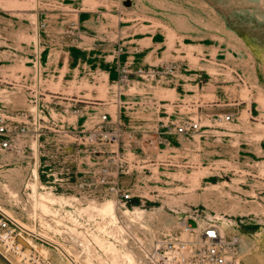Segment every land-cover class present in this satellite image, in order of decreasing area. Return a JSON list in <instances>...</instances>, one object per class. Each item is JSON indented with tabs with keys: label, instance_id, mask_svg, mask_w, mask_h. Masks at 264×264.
I'll return each instance as SVG.
<instances>
[{
	"label": "rangeland",
	"instance_id": "obj_1",
	"mask_svg": "<svg viewBox=\"0 0 264 264\" xmlns=\"http://www.w3.org/2000/svg\"><path fill=\"white\" fill-rule=\"evenodd\" d=\"M103 115L115 141L88 137ZM0 125V207L78 264H154L138 243L197 241L192 217L235 241L230 264H264V0H0ZM105 168L126 207L88 205ZM77 200L84 251L48 219Z\"/></svg>",
	"mask_w": 264,
	"mask_h": 264
},
{
	"label": "built area",
	"instance_id": "obj_2",
	"mask_svg": "<svg viewBox=\"0 0 264 264\" xmlns=\"http://www.w3.org/2000/svg\"><path fill=\"white\" fill-rule=\"evenodd\" d=\"M230 115H227V119ZM108 121V116L103 115L101 124L94 131L89 133L90 140L100 141H115V134L110 129L105 127V122ZM200 124L197 121L188 122L186 125H181L177 128L178 132H184L185 130H198ZM162 139V138H161ZM14 145V140L10 137V129L6 125H0V148L8 149ZM117 155V153H115ZM114 155L113 161L120 162L125 161L119 156ZM128 170V169H125ZM108 168H105L100 176L99 180L106 183L101 187L98 183L90 181V183H83L81 186L88 192H90V200L88 205L98 203L106 197L114 195L115 203L118 207H126L133 198V194L128 191H124L116 181H108L106 178ZM124 172V170H123ZM36 176V175H35ZM95 181L98 178L94 179ZM86 201H73L69 205L72 210L71 214H64L63 218H52L48 216V219L54 222L57 227V231H63L66 237L70 239H81L77 232L78 217L75 215L76 209L79 205L88 206ZM60 207L66 206V204H59ZM35 216V214H34ZM196 220V227L189 225L185 226V230L195 234L197 241L191 240H176V241H161L157 240L152 244V249L145 248L143 243H138L139 247L147 253L149 259L154 264H230L232 261V255L230 253L232 246L235 244L233 239L229 240L221 232L219 226L211 221H205L202 225L199 224L196 217H192ZM47 221V220H46ZM51 221V222H52ZM49 224V223H48ZM78 242V241H77ZM200 245L196 254L191 256L192 243ZM39 243L47 244L55 247L60 254L68 261V257L64 253L65 246L57 244L56 242H50L40 237L36 232L28 231L25 229L18 218L13 214L8 213L6 210L0 207V253L2 255H9L14 257L18 262L22 264H54L52 261L43 255ZM79 243L81 251L85 250L84 244ZM94 246L99 251H103L95 242ZM62 245V246H61ZM61 247V248H60ZM67 249V248H66ZM68 250V249H67ZM72 257H74L71 254ZM6 257V256H5Z\"/></svg>",
	"mask_w": 264,
	"mask_h": 264
},
{
	"label": "bare ground",
	"instance_id": "obj_3",
	"mask_svg": "<svg viewBox=\"0 0 264 264\" xmlns=\"http://www.w3.org/2000/svg\"><path fill=\"white\" fill-rule=\"evenodd\" d=\"M35 175L37 176V172L35 171ZM41 196L45 199V200H54L56 197L57 198H60V199H62V198H64V195L63 194H56V193H53V192H51V191H49V192H47V193H43V194H41ZM128 208V207H127ZM102 209V208H101ZM105 210H108V211H111L112 213H115L116 212V206H115V204L112 202V201H109L106 205H105ZM125 211H127V210H125ZM129 212V211H128ZM105 213V212H104ZM125 213V212H124ZM21 223V225L25 228V229H27L28 231H32V232H36L40 237H42V238H44V239H46L47 241H50V242H56L53 238H51V237H48V236H46V234H42V233H40V232H37V231H35L34 229H31V228H29V227H27L24 223H22V222H20ZM138 239H139V237H138ZM62 246V245H61ZM62 247H64V246H62ZM61 248V247H60ZM41 250V252L42 253H44L43 252V248H41L40 249ZM44 251H46V250H44ZM64 253H65V255L68 257V259H69V262H70V264H78V262L76 261L77 259H75V257H72L71 256V252H69V250H67L66 248H64ZM45 254V253H44ZM237 264H240V263H237Z\"/></svg>",
	"mask_w": 264,
	"mask_h": 264
}]
</instances>
